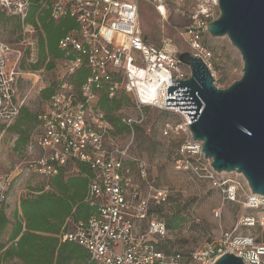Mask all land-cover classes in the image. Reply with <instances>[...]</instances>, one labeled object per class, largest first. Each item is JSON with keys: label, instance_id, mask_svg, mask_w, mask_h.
Masks as SVG:
<instances>
[{"label": "built area", "instance_id": "2783aa9c", "mask_svg": "<svg viewBox=\"0 0 264 264\" xmlns=\"http://www.w3.org/2000/svg\"><path fill=\"white\" fill-rule=\"evenodd\" d=\"M39 1L51 20L69 16L77 26L58 41L64 55L48 70L58 69L55 81H48L41 76L45 65L34 67L38 30L33 24L24 23L30 0H0V13L21 23L14 42L0 39V124L8 126L32 94L38 95L45 87L56 84L45 110L38 114L40 129L28 145L32 155L28 170L50 178L68 162L87 164L92 174L86 200L94 206L86 220L68 221L71 228L60 236L61 241H75L83 246L92 264H181L179 252L166 255L157 248L168 229L163 220L152 214L151 206L166 203L168 190L149 184L147 164L130 156V141L119 143L99 106L102 94L111 98L122 92L128 97V107L135 114L121 115V121L131 135L134 126L146 122V108L170 113L172 118L163 121L161 134L180 138L170 155L174 169L189 172L218 189L223 202H236L244 196L248 208H264V195L252 193L242 174L213 169L211 160L202 152L201 142L192 138L190 117L179 106L165 104L167 86L179 83L171 80H186L191 75L189 67L178 59L182 51L201 58L213 75V55L204 36L207 25L219 15L217 0H195L190 10L175 7L178 16L174 17L173 11L169 13L171 20L174 18L172 32L165 24L168 0H153L164 21L157 44L146 38L140 27L141 0ZM82 66L89 75L76 88L68 79ZM27 83L29 89L23 87ZM131 161L139 178L149 184L144 195L134 180ZM3 198L0 194V201ZM212 213L220 219L221 207L212 209ZM242 218L247 226L256 221L254 217ZM263 219L264 216L262 222ZM236 229L233 227L220 239L196 249L192 258L201 264H212L229 252L241 257L245 264H264V243L251 235L235 234Z\"/></svg>", "mask_w": 264, "mask_h": 264}, {"label": "rangeland", "instance_id": "374dc122", "mask_svg": "<svg viewBox=\"0 0 264 264\" xmlns=\"http://www.w3.org/2000/svg\"><path fill=\"white\" fill-rule=\"evenodd\" d=\"M175 7L190 10L195 0H168ZM170 13L167 7L165 24L169 32L173 29L168 21ZM6 16V15H5ZM174 18H172L173 21ZM163 18L156 11L153 0H141L139 2V24L144 35L152 42L158 43L160 37V25ZM20 24L15 17H0V39L14 42L20 32ZM178 43V39H176ZM204 42L211 50L213 81L216 87L225 89L242 76L243 60L239 50L225 36L212 37L205 34ZM58 69L52 72L43 69L41 76L48 81H55ZM29 89V85L23 86ZM30 113H42L46 108V102H42L39 94H32L25 106ZM134 115L132 108H124L121 115ZM146 122L139 125L133 135L121 132L116 135L121 144L130 141L129 154L131 157L143 159L147 164V177L149 184L154 187H165L169 198L164 204H153L152 214L163 220L174 213H178L184 221L176 228L168 230L163 241H158L160 248L166 255L179 252L182 256L181 264H201L192 258V253L203 247L212 239H220L222 234L230 232L236 227L235 234L253 236L258 242L264 243V208L251 209L246 206L244 196H239L236 202L222 201L218 189L211 187L205 181L192 177L189 172L177 171L171 161V153L180 138L164 137L161 134V125L164 120L172 118L170 113L155 108H146ZM15 125L13 120L8 126L0 124V194L5 196V212L12 218V213L17 207L19 198L29 195L31 189L44 187L48 179L42 175L28 170L32 155L28 153L29 140L39 131L36 122H31L26 128L27 141L15 147L16 140L20 137L18 130L24 126L11 128ZM147 127L150 130H147ZM38 152V150H35ZM133 177L140 186L142 195L148 193L149 184H146L138 176L135 164L131 161ZM233 176V174H229ZM221 207V218L213 216L212 209ZM242 217H254L252 226L243 225ZM10 231V226L5 229L2 237L5 238ZM0 264H17L15 260L0 262Z\"/></svg>", "mask_w": 264, "mask_h": 264}, {"label": "water", "instance_id": "95a60500", "mask_svg": "<svg viewBox=\"0 0 264 264\" xmlns=\"http://www.w3.org/2000/svg\"><path fill=\"white\" fill-rule=\"evenodd\" d=\"M219 15L207 25L212 37L227 36L243 60L242 76L225 89L198 56L182 51L186 80L167 86L166 106H179L190 117L188 128L218 172H236L251 192L264 195V0H217ZM170 13L174 5L168 4ZM170 23L171 16L168 17ZM199 96L200 100L197 98ZM212 264H245L223 253Z\"/></svg>", "mask_w": 264, "mask_h": 264}, {"label": "trees", "instance_id": "16d2710c", "mask_svg": "<svg viewBox=\"0 0 264 264\" xmlns=\"http://www.w3.org/2000/svg\"><path fill=\"white\" fill-rule=\"evenodd\" d=\"M3 16L6 17L0 13V17ZM18 23L21 27L19 20ZM24 23H31L38 30L37 64L34 67L45 65V69L50 70L56 60L64 55L58 47V41L77 26L76 21L69 16L53 21L49 18L48 10L41 7L39 0H30ZM88 75V69L82 66L68 81L79 88ZM55 89V83L45 87L39 94L42 102L48 101ZM98 103L116 135L130 132L129 127L121 121V111L130 104L124 93L119 92L111 98L102 94ZM38 114L39 112L30 113L25 106L20 108L14 119L15 125L11 127L24 126L18 130L20 137L16 140L15 147L27 141L26 128L31 122L34 121L39 126ZM137 127L134 126V129ZM91 174L89 166L80 161L60 166L55 175L47 178L49 181L44 187L31 189L29 195L20 198V212L15 209L11 219L5 212L4 196L0 201V262L15 260L17 264H92L88 251L83 246L75 241L60 239L71 228L69 220L84 221L94 211V206L86 200ZM183 221V217L174 213L167 218L165 224L170 230ZM8 226L10 231L3 238ZM157 248L163 250L159 245Z\"/></svg>", "mask_w": 264, "mask_h": 264}, {"label": "crops", "instance_id": "0c3cea01", "mask_svg": "<svg viewBox=\"0 0 264 264\" xmlns=\"http://www.w3.org/2000/svg\"><path fill=\"white\" fill-rule=\"evenodd\" d=\"M23 197V196H22ZM19 200H20V198H19ZM19 200H18V203H17V207L15 208V209H17L18 210V212H20V209H19ZM14 209V210H15ZM8 216V215H7Z\"/></svg>", "mask_w": 264, "mask_h": 264}, {"label": "bare ground", "instance_id": "6f19581e", "mask_svg": "<svg viewBox=\"0 0 264 264\" xmlns=\"http://www.w3.org/2000/svg\"><path fill=\"white\" fill-rule=\"evenodd\" d=\"M173 15H174V17H177L178 16L176 10H173Z\"/></svg>", "mask_w": 264, "mask_h": 264}]
</instances>
